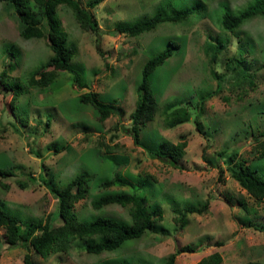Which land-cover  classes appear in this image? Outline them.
<instances>
[{"label": "rangeland", "instance_id": "374dc122", "mask_svg": "<svg viewBox=\"0 0 264 264\" xmlns=\"http://www.w3.org/2000/svg\"><path fill=\"white\" fill-rule=\"evenodd\" d=\"M258 1L264 2L103 0L92 9L98 34L82 29L73 11L61 4L55 15L68 32V43L77 48L71 66L81 82L75 83L71 73L59 70L49 85L32 87L28 79L37 76L52 56L48 40L21 37L13 4L0 0V71L4 64L12 68L11 82L22 86L13 109L11 91H0V169L14 170V176L2 178L8 187L0 186V207L23 221H36L51 212L58 224L56 198L40 176L62 186L87 172L89 192L73 208L81 220L106 216L130 223V205L113 203L98 209L91 205L100 195L120 191L138 192L146 198L147 208L159 206L163 213L152 230L113 250L88 253L85 240L76 239L66 253L48 259L33 254L35 264H165L168 255L185 244L195 250L178 254L175 264H197L215 251L222 256L219 264H264V201L254 200L231 177L227 160L237 150L239 159L264 176V158L259 159L256 152L264 133V14L243 20L234 31L221 25L228 8L239 13ZM86 2L79 0L85 8ZM27 5L36 10L32 0ZM186 10L189 15L183 20L161 21L136 36L116 28L157 11L173 15ZM165 49L170 50L169 57L149 77L157 112L154 120L142 125L140 136L153 150L163 138L186 139L185 153L176 167L151 157L122 129H113L117 122L130 125L143 64ZM87 90L95 91L104 102L120 105L123 114L99 121L94 108L79 99ZM197 103L203 105L202 112L197 111ZM171 104L187 105L189 119L165 126L164 113ZM195 116L202 131L197 130ZM84 134L88 137L83 139ZM99 140L118 142L119 147L106 153ZM116 176L126 183L104 185ZM238 198L247 202L250 213L241 209ZM205 201L208 209L186 212V225L180 227V220H175L179 213ZM95 239L99 237L89 240ZM24 252L20 244L10 246L0 230V264H23Z\"/></svg>", "mask_w": 264, "mask_h": 264}, {"label": "trees", "instance_id": "16d2710c", "mask_svg": "<svg viewBox=\"0 0 264 264\" xmlns=\"http://www.w3.org/2000/svg\"><path fill=\"white\" fill-rule=\"evenodd\" d=\"M13 4L15 11L19 16L21 37L40 38L45 37L48 40V46L52 51V56L43 65L37 76L34 75L28 79L29 86L45 87L53 82L58 75L59 70H65L72 74L75 83H80L79 72L71 66V59L77 52L75 45L68 43V32L63 28L61 19L55 15L59 5L63 4L69 7L75 14L76 20L82 29H90L98 34L97 20L94 18L92 9L100 4L103 0H87L86 8L79 3V0H32L36 7L33 10L27 5V0H3ZM227 8V7H226ZM264 14V2H256L245 10L234 13L229 8L224 12L221 25L229 31L236 30L243 20L256 15ZM189 15V11L178 12L173 15L164 14L157 11L153 16L136 21L130 24L117 25L118 31L128 36H136L144 31H148L161 21H181ZM97 50L100 52L99 38L97 37ZM170 50L165 49L160 53L149 58L142 67L141 79L137 84V99L135 107L129 114L130 125H123L121 122L115 123L113 129L129 134L134 145L145 149L153 158H158L166 163L176 167L185 153L187 146L186 139L178 142H172L163 138L159 144V148L155 150L146 146L141 140V127L145 122L154 120L157 112V100L150 88V74L159 65H161L170 55ZM213 59L216 52L213 53ZM264 65V63H263ZM6 64L0 71V91L4 88L11 91L12 98L10 107L13 109L16 97L19 94L21 85L18 82H11L12 75ZM82 103L89 105L96 111L99 121H105L112 115H122L124 109L115 102H104L99 99L95 91L87 90L79 95ZM197 111L202 112L203 105L195 104ZM189 109L187 105L179 104L174 106L171 104L164 113L163 121L167 127L176 126L189 119ZM195 124L197 130L202 131V125L198 116H195ZM88 134H84L87 138ZM262 139H258L256 143V152L259 159L264 158V133ZM98 144L105 149L106 153H113L119 147L118 142L109 144L99 140ZM229 171L233 179L238 181L252 198L256 201H264V176H262L257 168L247 164L245 159H239L237 150L227 155ZM221 170L220 179L223 180ZM14 176V170L0 169V186L7 188L8 185L2 182V178ZM41 181L46 185L51 194L56 198V214L60 218L58 224L55 223L53 214L50 212L45 217L34 221H23L16 214L0 207V230L4 231L6 242L10 246L22 245L25 252L22 257L23 264H35L33 254H38L43 259L50 258L58 252H68L74 240H85L84 250L88 253H100L105 250H113L119 247L128 239H138L145 234L146 231L152 230L157 223L162 220L163 213L159 206L147 208L145 205L146 198L138 192L120 191L116 193H107L100 195L91 201L93 208L98 209L108 204H118L121 206L131 207V222L125 223L106 216H99L93 220H81L74 211L75 203L84 199L89 192L90 177L87 172H82L73 176L66 184L62 186L54 185L50 180L40 176ZM125 184L121 177L116 176L106 182L105 186L113 184ZM19 185L24 187L23 182ZM241 209L246 213H250L251 209L243 198L237 200ZM209 202L205 201L200 206L187 207V211L180 212V227L186 225V215L189 212H204L208 209ZM188 212V213H186ZM178 218V219H177ZM92 237L99 239L89 240ZM221 244V243H220ZM195 249L190 244L182 245L173 253L169 254L165 260V264H175L177 255L182 252H193ZM222 256L219 252H212L202 257L197 264H219Z\"/></svg>", "mask_w": 264, "mask_h": 264}, {"label": "crops", "instance_id": "0c3cea01", "mask_svg": "<svg viewBox=\"0 0 264 264\" xmlns=\"http://www.w3.org/2000/svg\"><path fill=\"white\" fill-rule=\"evenodd\" d=\"M181 160V159H180Z\"/></svg>", "mask_w": 264, "mask_h": 264}]
</instances>
